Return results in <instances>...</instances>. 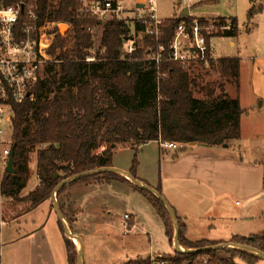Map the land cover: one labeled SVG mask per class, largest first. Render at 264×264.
I'll return each mask as SVG.
<instances>
[{
  "label": "trees",
  "instance_id": "trees-1",
  "mask_svg": "<svg viewBox=\"0 0 264 264\" xmlns=\"http://www.w3.org/2000/svg\"><path fill=\"white\" fill-rule=\"evenodd\" d=\"M22 1L36 5L44 20L56 24L53 31L55 40L50 52L53 56L57 55V60L61 63L49 66L45 74L50 76L59 67L61 78L60 85L55 90L54 81L48 78L41 81L37 88L36 102L12 104L11 126L13 146L16 147V173L6 174L0 189V218L3 197L28 202L32 211L49 201L62 181L88 171L114 167V153L120 146L137 148L150 142H176L213 148L229 146L241 139L244 110L239 97H232L226 89L227 85H233L237 94L239 92V58H223L210 62V67L217 70L221 78L215 85L221 91L217 95L216 89L201 87L198 78L192 75L202 65L185 69L176 63L163 62L157 65L148 62V51L158 46L149 37L144 36L142 39L145 49L137 45L135 53L125 55L124 45L131 38V34L142 33L144 27L131 21H111L105 24L100 43V49L104 53L99 52L96 61L88 63L87 58L94 47V35L88 28L95 29L100 23L82 15L78 0ZM262 12V5L252 7L248 13V21H252ZM189 20L191 18L180 20L177 17L165 20L161 28L163 37L160 43L167 46L177 26L182 21ZM227 22L231 23V30L225 33L218 30L215 38L239 35V23L235 18L220 19L215 24L226 26ZM64 25L68 28L61 33ZM197 92H206L207 100L197 98ZM103 146H107V149L98 154ZM35 150V174L39 185L25 199L19 200L32 177L30 161ZM137 168L138 162L135 160L129 172L136 179ZM56 174L60 175L58 180L54 179ZM92 178L101 179L106 184L121 180L144 194L163 218L167 237L172 240L169 230L172 219L158 198L116 174H103L80 181ZM157 190L161 192L160 188ZM60 208L65 214L63 205ZM68 223L71 227L72 222L69 219ZM60 226L62 228L61 224ZM1 231L0 226V264ZM186 233L187 227L180 225V242L186 249L200 250L216 245L210 241L191 242L186 238ZM64 239L69 264H74V243L65 233ZM231 243L264 252V233L250 237L236 236ZM201 256L210 257V264H238L236 259L250 260L251 263L248 264H255L260 260L249 253L228 249L188 255L175 254L173 261L181 264ZM127 264L151 262L149 258L129 261Z\"/></svg>",
  "mask_w": 264,
  "mask_h": 264
},
{
  "label": "rangeland",
  "instance_id": "rangeland-1",
  "mask_svg": "<svg viewBox=\"0 0 264 264\" xmlns=\"http://www.w3.org/2000/svg\"><path fill=\"white\" fill-rule=\"evenodd\" d=\"M190 1V2H189ZM157 0L158 7V16L160 19L165 20L168 18L173 19L172 17H178L180 13L188 8L191 12V17H205V18H217L222 17H237L239 19V35L237 37L231 36H221L213 39V46L215 49L216 59L223 58H239L244 55V47H251V45L257 40V38L263 35V28L260 30L259 35H257V24L259 22L264 23V13L263 16L256 18L254 21L248 22L247 20V9L246 6L250 3V0ZM264 5V1L261 2ZM136 0H125L124 6L128 11H132L136 7ZM132 17V14H130ZM98 21V20H96ZM100 23L95 29L94 32V47L91 50V56L96 58L97 54L104 53L100 49V43L103 36L105 23ZM210 23H216L211 22ZM264 26V24H263ZM66 31V27H63L62 32ZM257 35V36H255ZM135 36L136 45H140L141 49H145L142 45L143 37L140 35L131 34V38ZM232 42H235L237 47L232 46ZM126 44L124 45V54L126 52ZM58 54V53H57ZM48 68H46L47 70ZM46 70L43 75V80L48 78L51 81L55 82L54 90L60 85L61 75L59 73V67L49 76L46 73ZM194 77L198 78V83L201 87H211L216 89L217 95L220 94V89L215 85L221 81L219 73L212 67H199L193 71L192 74ZM226 89L230 92L232 97L238 96L237 90L233 85H227ZM247 88L243 90L244 95V104H249L247 101L248 91ZM197 98L207 100V93L199 94L197 92ZM52 97V96H51ZM245 106V105H244ZM255 118L253 121L259 124L261 129V136L259 140L249 141V152L245 154V158L253 159L259 158L256 156H263L264 151L261 152L263 155H258L257 150H264V110H260L257 107H254ZM5 140L9 145L8 141H11L13 129L11 124L5 126ZM161 147L159 143L150 142L148 144L142 145L137 148H132L129 146L122 147L115 152L113 158V165L123 171L129 172L133 167L134 161L137 160V177L138 175L143 178L138 177L139 180L147 182L150 186L157 189V184L161 182L162 178V167H164V162L169 161L171 158L166 159L163 157ZM165 159V161H164ZM30 167L32 170V177L29 182L28 187L21 193L19 200L25 199L29 194V190L34 186L36 179V168H37V151L33 152L31 155ZM121 181V180H120ZM101 179H88L76 182L67 186L61 191V194L58 196L59 204H64L65 194L68 193L73 187H82V185L89 184L94 186H89L86 191H83L86 202L89 206L88 211V220L84 218V223L81 226H78L74 234H78L81 237L83 246H84V264H127L129 261H137L143 259H149L154 256L156 259L163 257L164 259L173 260L175 258V252L171 250V244H173L174 239V225L172 220L169 222V230L172 234V240L167 237L165 223L161 215L158 213L157 209L149 202L144 194L137 198L133 194L128 193L127 190L121 188L118 185L112 184L108 185L103 183ZM130 185V184H129ZM134 188V187H133ZM162 192V195L165 197V193ZM79 193V196L83 194ZM195 196H191L189 200H185L184 205L180 208L191 209L195 216L190 217V236L192 239L202 240L206 238V231L210 226L209 219L206 217L207 210L211 206L215 211L219 213V209L211 203L208 194L205 192V189L199 188ZM141 195V194H138ZM166 198V197H165ZM167 199V198H166ZM51 201V199L49 200ZM61 201V203H60ZM52 202V201H51ZM236 202V201H235ZM235 202L231 203V206L235 210ZM215 204V203H214ZM245 206V205H244ZM247 206V205H246ZM31 204L28 202L15 201L11 198L3 197L1 199V219L7 221V218H12L19 213H26L30 211ZM49 206L40 207L37 212L33 215L28 216L21 222V226L17 224H12L11 226H6L4 228L5 233H14L24 236L26 232H31L36 229L30 221L31 218L36 219L37 223L46 221L50 218ZM64 207V206H63ZM196 207H199L198 209ZM102 208H105L104 211H101ZM107 208V209H106ZM66 208V206L64 207ZM75 206L72 204L70 206V212L68 218L72 225L79 224L78 219L83 214L82 210H75ZM101 211V212H100ZM134 214L137 216V228H133L130 235H125L123 228L121 227L120 220L123 219L125 214ZM211 213V214H212ZM216 213V214H217ZM178 218L180 220V225H185L184 220L180 218L181 211L178 209ZM202 216V217H200ZM27 219V220H26ZM216 226L218 227L217 233L222 234L227 228V225L223 224L224 222L215 221ZM59 226V220L54 212L51 217V223H49L48 228L51 230L53 225L55 227ZM219 223V224H218ZM236 228H242L246 230L247 233L259 232L262 230L261 225H257L256 221L243 224L238 221L234 224ZM60 228V226H59ZM80 228V229H79ZM61 229V228H60ZM49 238L51 239V234L49 233ZM239 230V229H237ZM79 232V233H78ZM14 233V234H15ZM63 233V232H62ZM81 234V235H79ZM63 235V234H62ZM64 237V236H63ZM63 239V238H62ZM4 261L6 264H9L17 255L24 257L25 254H28L27 258L30 264H34L36 257V252L31 248V243L29 240H23L20 244V248L11 247L8 237L3 238L2 241ZM30 243V244H29ZM59 243V244H58ZM73 253L75 254L74 264H77V254H78V245L77 242H74ZM52 244L54 251L58 254V258L63 257L66 254V245L63 240H56L52 237ZM185 248V247H184ZM152 254L151 256H149ZM223 256H225L223 254ZM229 257V256H228ZM238 264H248L251 263L250 260L245 259H236Z\"/></svg>",
  "mask_w": 264,
  "mask_h": 264
},
{
  "label": "crops",
  "instance_id": "crops-1",
  "mask_svg": "<svg viewBox=\"0 0 264 264\" xmlns=\"http://www.w3.org/2000/svg\"><path fill=\"white\" fill-rule=\"evenodd\" d=\"M189 1V0H188ZM264 0H250L249 4L246 6L247 9V20L248 13L252 7L263 6V12L256 16V18L263 16L264 5L261 3ZM190 2V1H189ZM188 9V8H186ZM184 9L181 13H183ZM189 10V16L186 18L198 19L203 22H218L220 19H232L237 17H222L217 18H205V17H191V12ZM180 13V15H181ZM180 15L177 18L180 19ZM176 18V17H172ZM185 18V19H186ZM171 19V18H168ZM165 19V20H168ZM184 19V20H185ZM251 21V22H252ZM250 22V21H248ZM263 22L257 24V35H259L260 30L263 28L261 34L262 37H258L257 40L251 45V47H244V55L239 57L241 60V76H240V89L238 92V97L240 99L241 106L244 110V114L241 119V128H242V137L238 142H234L225 147H207L198 144H186L185 151L176 153L175 151H168L161 147L163 157L169 159L165 161L164 167H162V178L161 182L157 184V188H160L165 197L167 198L170 205L175 210L177 216L178 209L181 211L180 218L184 220L185 226L187 227L186 238L191 242H200V241H210L212 243H230L233 237H250L252 235H258L264 233V157L256 156L259 158L247 159L245 154L249 152V141L259 140L262 138L261 129L257 122L253 121L255 118L254 107H257L260 110H264V26ZM255 35V36H257ZM213 44V40H212ZM233 47H237L235 42L231 43ZM244 88L248 91L247 101L249 104H244ZM230 94V92H228ZM245 105V106H244ZM159 143V142H156ZM160 144V143H159ZM120 148V147H119ZM118 148V149H119ZM107 149V146H103L98 150V154L103 153ZM117 151V150H116ZM264 151L262 148L257 150L258 155H263L261 152ZM115 154V153H114ZM115 167V166H114ZM138 177H140L138 175ZM36 182L34 186L29 190L27 194L35 191L39 185V180L36 175L34 177ZM141 178V177H140ZM143 179V178H141ZM33 180V179H30ZM143 181V180H141ZM31 182V181H29ZM147 184V182L143 181ZM29 184V183H28ZM118 185L121 188L128 191V193L133 194L137 198L142 196V193L136 191L131 185L123 181H112L108 185ZM149 185V184H148ZM89 185L85 184L82 187H73L70 189L67 194H65L64 204L60 203L68 209H64L65 217L68 220V214L70 212V206L72 204L75 206V210H82L83 214L78 219L79 224H74L70 228L72 232L76 231L78 226H81L84 223V218L88 220V211L89 206L86 202V197L83 191H86ZM28 187V186H27ZM199 188L205 189V192L208 194L211 203L215 205L216 209L218 208L219 213L213 212L214 210L211 206L207 210L206 217L211 221L206 231V238L202 240H194L190 236V217L195 216L191 209L180 208L184 205L185 200H189L191 196L196 195V191ZM156 189V188H155ZM83 193L79 196V193ZM141 194V195H138ZM236 201V202H235ZM235 202V210L231 206V203ZM215 203V204H214ZM245 205V206H244ZM247 205V206H246ZM49 206L48 210L50 212V218L41 223H37L36 219L31 218V222L35 230L31 232H26L24 236L19 233H5L4 228L11 226L12 224H17L21 226V222L28 218V216L33 215L40 207ZM197 209L199 207H196ZM107 209V208H106ZM105 208H102L101 211H104ZM100 211V212H101ZM212 213V214H211ZM217 213V214H216ZM54 214V208L51 201H47L40 205L38 208L28 211L26 213H19L12 218H7V221H3L4 225L2 226L1 231V264H6L4 261V253L2 241L4 236L8 237L11 247L20 248L21 242L23 240H29L31 248L36 252L37 259L34 264H69L68 249L66 246V254L63 257L58 258V254L55 253L54 247L52 244V237L56 240H63L64 233L59 222V226L55 227L53 225L52 229L48 228L49 223H51V217ZM130 214V213H129ZM134 218V225L137 228V216L131 214ZM202 217V216H200ZM27 220V219H26ZM224 222L225 226L227 225L226 230L222 234L217 233L218 227L215 225L216 222ZM242 222L243 224L250 223L253 221L257 222V225H261L262 230L255 233H247L246 230L236 228L234 224L236 222ZM219 224V223H218ZM80 229V228H79ZM239 229V230H237ZM49 233L51 234V239L49 238ZM77 233V232H75ZM79 233V232H78ZM63 234V235H62ZM76 235V234H75ZM78 235V234H77ZM81 235V234H79ZM63 238V239H62ZM59 244V243H58ZM66 245V242H65ZM171 250L174 251L173 244H171ZM150 254L149 256H151ZM29 255L25 254L24 257L22 254L17 255L9 264H30L28 261ZM255 264H264V260H259Z\"/></svg>",
  "mask_w": 264,
  "mask_h": 264
},
{
  "label": "built area",
  "instance_id": "built-area-1",
  "mask_svg": "<svg viewBox=\"0 0 264 264\" xmlns=\"http://www.w3.org/2000/svg\"><path fill=\"white\" fill-rule=\"evenodd\" d=\"M83 16L108 23L111 21L133 22L144 27L138 35L149 37L157 43L155 49H150L148 62L157 65L163 62L176 63L185 69L210 67L211 61H216L212 40L215 33L231 30V23L218 26L215 23L202 22L198 19L182 21L174 31V35L166 46L161 44L165 23L158 16L157 0H136V7L128 11L125 0H78ZM132 14V17L131 15ZM63 27L68 28L67 25ZM62 27V29H63ZM56 24L43 19L39 8L22 0H0V189L3 185L6 169L9 165L13 148L11 141L5 140V126L12 121V104L34 103L38 99V84L43 81V75L51 65H59L57 55L51 54L55 40ZM61 29V33H62ZM93 33V28H88ZM134 35L137 34L134 32ZM133 37V36H132ZM127 54L137 50L135 36L126 43ZM94 56L87 58L88 63L95 62ZM161 147L168 151L179 152L186 144L176 142H161ZM125 235H130L134 225L131 214H125L120 220ZM4 225L0 218V226ZM151 264H176L173 260L154 256ZM181 264H210V257L201 256L190 262Z\"/></svg>",
  "mask_w": 264,
  "mask_h": 264
},
{
  "label": "water",
  "instance_id": "water-1",
  "mask_svg": "<svg viewBox=\"0 0 264 264\" xmlns=\"http://www.w3.org/2000/svg\"><path fill=\"white\" fill-rule=\"evenodd\" d=\"M186 16H189V10L186 9L183 13H181L180 15V20H184L186 18ZM225 148H228V145L224 146ZM15 149L16 147L13 146L12 148V153L10 156V161H9V165L6 169V173L8 175H14L16 173V170L14 168L15 165ZM103 174H116L119 176H122L124 178H126L127 180H129L135 187H137L140 190L146 191L148 193H150L151 195H153L154 197L158 198L165 206V208L167 209L173 225H174V239H173V247H174V252L176 254H181V255H188V254H194V253H202V252H212V251H220V250H238V251H243L246 253H249L253 256L258 257L261 260H264V252L253 248V247H249V246H244V245H239V244H235V243H220V244H216L210 247H206L200 250H194V249H186L181 245L180 242V224H179V220L177 217V214L175 212V210L173 209V207L170 205V203L168 202V200L162 195L161 192H159L157 189L153 188L152 186L144 183L143 181L136 179L130 172L127 171H123L121 169H118L116 167H107V168H101V169H96V170H92V171H88L79 175H75L67 180L62 181L54 190V192L52 193L51 196V201H52V205L54 208V212L56 213L58 220L60 222V224L62 225L63 231L65 233V236L74 241L77 242L78 245V254H77V264H84V246H83V242L80 236L75 235L71 228L70 225L68 223V220L66 219L64 213L62 212L61 208H60V204H59V192L64 188L67 187L75 182L80 181L81 179L84 178H88V177H93V176H99V175H103ZM60 177L59 174H56L54 179L58 180Z\"/></svg>",
  "mask_w": 264,
  "mask_h": 264
}]
</instances>
